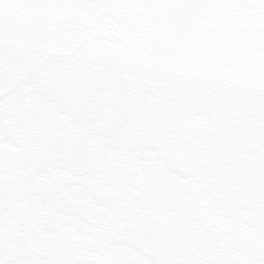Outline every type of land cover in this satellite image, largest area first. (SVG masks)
<instances>
[{
    "label": "snow or ice",
    "instance_id": "1",
    "mask_svg": "<svg viewBox=\"0 0 264 264\" xmlns=\"http://www.w3.org/2000/svg\"><path fill=\"white\" fill-rule=\"evenodd\" d=\"M0 264H264V0H0Z\"/></svg>",
    "mask_w": 264,
    "mask_h": 264
}]
</instances>
